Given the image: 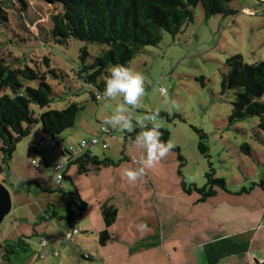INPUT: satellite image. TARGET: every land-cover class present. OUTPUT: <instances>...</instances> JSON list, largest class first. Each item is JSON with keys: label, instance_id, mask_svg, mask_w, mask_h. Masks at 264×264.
<instances>
[{"label": "rangeland", "instance_id": "1", "mask_svg": "<svg viewBox=\"0 0 264 264\" xmlns=\"http://www.w3.org/2000/svg\"><path fill=\"white\" fill-rule=\"evenodd\" d=\"M1 1L7 20L0 24V56L9 61L17 57L21 66L38 65L44 70L42 57L49 55L50 67L63 74L59 85L56 79L47 78L54 92L49 107L32 108L37 112L61 109L69 102L82 107L73 126L53 139L59 145L77 147L82 137L97 135L119 98L111 104L102 98L94 100L92 95L101 91L77 79L74 73L82 48L89 55L86 61L91 62L106 45L73 38L63 44L51 41L49 17L60 10L57 4L43 0ZM230 7L237 12L205 18L198 4L188 27L175 36L163 31L156 46L145 47L131 61L132 69L145 77V95L136 114L164 112L156 123L159 129L169 132L167 142L173 145L136 182H129L123 175L125 169L140 166L141 150L133 144L128 131L110 128L117 139L109 140V148L90 146L98 156L105 153L119 161L118 170V165L89 166L86 174H79L71 165L60 184L54 183L52 168L64 152L50 146L52 137L42 131L40 124L15 144L10 157L4 159L0 150V183L11 197V210L0 222V264H50L54 260L59 264H125L144 256L167 262L162 244L154 241L153 231L156 226L159 232L163 229L166 239L180 234L181 219L188 216L192 202L200 196L196 191L184 192L181 180L187 186L202 187L208 162L212 163L215 177L226 184L227 190L216 188L219 196L243 188L248 192L254 189L251 195L264 196V132L256 128V116L228 123L234 93H222L220 85L228 57L241 55L247 63L264 60V0H232ZM26 83L37 86V81ZM159 87L165 92H160ZM173 101L180 105L179 109ZM195 129L206 134L208 157L198 149L199 134ZM243 143L250 146V151L241 148ZM78 199L87 203L86 211L74 223L81 232L71 243L61 245L59 233L71 229L62 217L69 203L75 209L72 202ZM103 205L117 209V219L105 245L99 241V231L104 227ZM40 237L53 240L42 246ZM53 251L58 255L52 256ZM41 252L46 253L45 258L38 257ZM83 253L93 259H85Z\"/></svg>", "mask_w": 264, "mask_h": 264}, {"label": "trees", "instance_id": "2", "mask_svg": "<svg viewBox=\"0 0 264 264\" xmlns=\"http://www.w3.org/2000/svg\"><path fill=\"white\" fill-rule=\"evenodd\" d=\"M50 4L60 6L58 12L51 14V41L58 44L67 40L79 39L88 43L106 45V49L98 54L91 62L86 48L81 49L80 64L74 75L86 84L95 86L102 91L104 80L110 66L122 64L130 66L131 61L147 46H156L161 40L163 31L172 36L182 32L193 21V8L201 5L205 18L212 15H233L237 11L230 7L232 0H43ZM7 15L0 0V24L4 25ZM23 59V58H22ZM21 59L6 60L0 56V150L4 159L11 156L15 144L30 134L35 124H40L42 131L51 136L63 132L73 126L79 110L82 108L77 102H69L64 108L37 112L32 105L40 109L49 107L53 100V87L47 78L63 81V74L57 73L50 67V56L44 55L41 70L38 65L31 67L27 64L21 66ZM226 71L221 76L222 93L231 90L234 93L228 123L245 120L256 116V128L264 132V60L247 63L241 55H233L225 60ZM27 81H37V86H29ZM98 94V93H96ZM92 98L96 100L95 95ZM159 112L158 116H163ZM100 129V128H99ZM161 139L167 142L169 132L159 129ZM199 134L198 149L208 157L206 134L195 129ZM139 132L136 129L132 134ZM241 148L247 152L250 146L243 143ZM68 155L65 169L74 165L79 174H86L89 166H117L114 161L103 154H92L88 149L78 154ZM181 159V157L179 156ZM205 173L206 183L202 187L194 184L187 186L181 180V187L186 193L196 191L199 193L197 202L205 201L214 196L216 188L227 190L225 181L215 177V170L211 162ZM64 170L63 178H65ZM179 174L181 175L180 171ZM248 192L243 188L240 192ZM75 209L66 208L62 217L69 227L86 211L87 203L81 199L72 202ZM103 229L99 231V241L105 245L110 237L109 228L117 218V209L113 205H103ZM54 216V212H52ZM9 252V250L7 249ZM12 252V251H10ZM85 258V257H84ZM92 258V257H89ZM87 259V258H85Z\"/></svg>", "mask_w": 264, "mask_h": 264}, {"label": "crops", "instance_id": "3", "mask_svg": "<svg viewBox=\"0 0 264 264\" xmlns=\"http://www.w3.org/2000/svg\"><path fill=\"white\" fill-rule=\"evenodd\" d=\"M92 136L95 135L89 137ZM110 139L114 138L106 137V148L101 144L96 145L107 149ZM87 149L97 155L93 147ZM118 169L119 165L116 167ZM253 192L254 189L242 194L229 192L219 196L217 191L205 201L194 200L188 216L181 219L182 229L178 236L174 234L166 239L163 229L159 232L157 226L153 231L154 241L162 244L167 262L144 256L125 264H264V196L251 195ZM50 238L53 240V237ZM169 251L172 255H169ZM54 261L50 264H59V261Z\"/></svg>", "mask_w": 264, "mask_h": 264}, {"label": "clouds", "instance_id": "4", "mask_svg": "<svg viewBox=\"0 0 264 264\" xmlns=\"http://www.w3.org/2000/svg\"><path fill=\"white\" fill-rule=\"evenodd\" d=\"M145 95L144 75L132 69L131 66L122 64L113 65L108 69V75L104 80L102 98L106 104H111L119 98V103L111 107L110 114L105 117L102 127L112 128L118 131L134 130V124L140 131L136 133L133 144L141 150L138 168H127L123 175L129 182H136L146 174V170L155 166L173 148L170 142L161 139L159 125L156 123L159 110L152 113H144L138 116L137 109L142 105ZM179 109L178 103L172 102ZM150 125V126H149Z\"/></svg>", "mask_w": 264, "mask_h": 264}, {"label": "built area", "instance_id": "5", "mask_svg": "<svg viewBox=\"0 0 264 264\" xmlns=\"http://www.w3.org/2000/svg\"><path fill=\"white\" fill-rule=\"evenodd\" d=\"M160 88V92L164 93L165 89L163 87H159ZM102 94L98 93L95 95L96 100H98V97H101ZM136 129H139V127L134 128L133 131L129 132L130 134H132ZM140 131V129H139ZM106 137H110V138H116V135L113 133V131L110 128H103L102 125L100 126L99 129V134L89 137V138H83L79 141L77 147L76 146H65L63 144L59 145L54 139L50 140V146L52 148L58 147L61 151L64 152V154L61 156V160L56 163L54 165V167L52 168V172H53V181L55 184H60L61 181L63 180V174H64V169L66 167V163H67V158L68 155L66 153H70V154H78L80 151L82 150H86L89 146L91 145H96V144H101V146L103 148H106L108 146V143L106 141ZM81 232V230L77 227H71L70 230L64 232V233H59L60 235V242L61 243H65V242H71L73 237L77 234H79ZM51 238L46 239L45 237H40V245L45 246L49 241H51ZM58 253L57 251H53L52 252V256H57ZM84 257L89 258L90 256L88 254H84ZM46 253L41 252L38 253V257L40 258H45Z\"/></svg>", "mask_w": 264, "mask_h": 264}, {"label": "water", "instance_id": "6", "mask_svg": "<svg viewBox=\"0 0 264 264\" xmlns=\"http://www.w3.org/2000/svg\"><path fill=\"white\" fill-rule=\"evenodd\" d=\"M11 210V197L7 188L0 183V222Z\"/></svg>", "mask_w": 264, "mask_h": 264}]
</instances>
